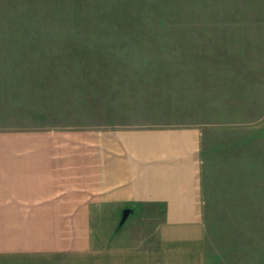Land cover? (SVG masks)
<instances>
[{
	"label": "rangeland",
	"instance_id": "rangeland-1",
	"mask_svg": "<svg viewBox=\"0 0 264 264\" xmlns=\"http://www.w3.org/2000/svg\"><path fill=\"white\" fill-rule=\"evenodd\" d=\"M25 5L0 10V98L37 125L199 127L204 264H264V0Z\"/></svg>",
	"mask_w": 264,
	"mask_h": 264
},
{
	"label": "crops",
	"instance_id": "crops-1",
	"mask_svg": "<svg viewBox=\"0 0 264 264\" xmlns=\"http://www.w3.org/2000/svg\"><path fill=\"white\" fill-rule=\"evenodd\" d=\"M26 3L48 0L0 10ZM201 147L194 125H37L0 98V264H204Z\"/></svg>",
	"mask_w": 264,
	"mask_h": 264
},
{
	"label": "water",
	"instance_id": "water-1",
	"mask_svg": "<svg viewBox=\"0 0 264 264\" xmlns=\"http://www.w3.org/2000/svg\"><path fill=\"white\" fill-rule=\"evenodd\" d=\"M129 213H130V209L127 208L122 211L120 224H122L127 219Z\"/></svg>",
	"mask_w": 264,
	"mask_h": 264
}]
</instances>
